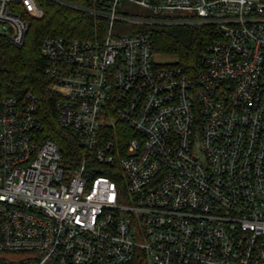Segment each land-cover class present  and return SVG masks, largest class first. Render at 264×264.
Segmentation results:
<instances>
[{
  "label": "built area",
  "instance_id": "2783aa9c",
  "mask_svg": "<svg viewBox=\"0 0 264 264\" xmlns=\"http://www.w3.org/2000/svg\"><path fill=\"white\" fill-rule=\"evenodd\" d=\"M46 1L104 25L39 46L78 148L42 136L33 94L0 97V264H264V0ZM43 14L0 0V32ZM162 25L214 32L194 71L154 60Z\"/></svg>",
  "mask_w": 264,
  "mask_h": 264
},
{
  "label": "trees",
  "instance_id": "16d2710c",
  "mask_svg": "<svg viewBox=\"0 0 264 264\" xmlns=\"http://www.w3.org/2000/svg\"><path fill=\"white\" fill-rule=\"evenodd\" d=\"M41 3L44 14L41 18H26L28 26L20 45L11 43L8 35L0 32V97L13 95L23 99L27 93L33 94L43 123L42 136L55 140L67 154L70 148H78V140L74 132L57 122L58 94L45 73L46 61L39 51L40 42L47 34L91 38L104 22L50 1L41 0ZM151 36L155 51L175 55L174 62L194 71L214 32L205 25H162L153 27Z\"/></svg>",
  "mask_w": 264,
  "mask_h": 264
},
{
  "label": "rangeland",
  "instance_id": "374dc122",
  "mask_svg": "<svg viewBox=\"0 0 264 264\" xmlns=\"http://www.w3.org/2000/svg\"><path fill=\"white\" fill-rule=\"evenodd\" d=\"M118 10H122L128 15H138V14H148V9L143 8L139 5H136L131 2H123L121 5L118 7ZM3 26H6V24L0 23V31H2ZM178 26V25H177ZM113 33L114 34H129L132 32V27L129 23H121V22H114L113 24ZM154 60L158 63H169V62H174L176 61V56L172 54H166V53H155L154 55Z\"/></svg>",
  "mask_w": 264,
  "mask_h": 264
}]
</instances>
